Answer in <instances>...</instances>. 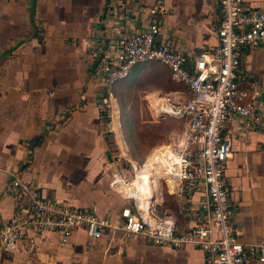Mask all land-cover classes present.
I'll return each mask as SVG.
<instances>
[{
    "label": "crops",
    "instance_id": "0c3cea01",
    "mask_svg": "<svg viewBox=\"0 0 264 264\" xmlns=\"http://www.w3.org/2000/svg\"><path fill=\"white\" fill-rule=\"evenodd\" d=\"M113 1L0 0V217L12 214L13 198L7 185L10 173L15 172L40 193L91 208L113 225L120 224V210L127 202L120 187L111 182L116 171L123 175V169L105 162V124L111 123L108 132L115 137L122 136L121 155L127 156L131 149L117 112L111 122L104 123L100 117L86 55L92 35L114 33L113 23L118 21L107 12ZM123 1L131 14L118 24L128 28L140 27L143 8L155 2ZM244 2L264 8V0ZM165 5L168 10L163 17V38L170 39L190 58L199 50L217 45L220 14L216 0H165ZM240 56L242 68L262 83L257 103L264 112V47H243ZM142 64L145 69L138 77L150 70L156 81L170 82L167 92L179 90L188 95L187 86L172 80L167 66ZM159 91L152 90L148 102ZM225 130L232 139L224 177L229 200L236 209L235 231L242 243H259L264 239V131L245 129L235 117ZM37 138L40 143L29 146ZM168 144L162 142L152 148L162 149ZM161 180L159 197L150 205L153 212H170L181 224L191 219V214L180 212L177 196L163 180L171 198V202L165 201ZM201 199L202 193H195L193 210ZM0 264L206 263L198 247L156 245L141 236L126 238L121 229L106 228L92 244L81 229L63 245L54 233H43L31 243H20L13 253L0 251Z\"/></svg>",
    "mask_w": 264,
    "mask_h": 264
},
{
    "label": "built area",
    "instance_id": "2783aa9c",
    "mask_svg": "<svg viewBox=\"0 0 264 264\" xmlns=\"http://www.w3.org/2000/svg\"><path fill=\"white\" fill-rule=\"evenodd\" d=\"M216 1L220 14L217 45L199 50L192 58L161 35L168 10L165 0L143 8V23L138 28L118 24L130 17L131 9L123 0H114L107 11L118 21L113 23L114 33L92 35L86 51L89 79L101 110L112 107L117 82L138 63H161L168 67L172 80L187 86L188 95L179 90L158 93L148 103L157 118L169 116L184 123V129L159 151L161 177L170 178L180 212L191 214V219L181 224L170 212L157 215L150 206L154 200L144 207L126 193L129 199L115 226L91 208L40 193L12 172L7 192L13 198V210L9 217H0L1 252L13 253L20 243H31L47 232L54 233L63 245L79 229L92 244L106 228H118L126 238L141 236L172 248L198 247L206 264H264V239L244 244L237 236L236 209L224 177L232 144L225 130L228 121L235 117L245 129L264 131V112L257 103L263 86L242 68L240 56L243 47H264V8L244 0ZM114 179L119 183L111 184L120 189L126 183L120 174ZM153 193L155 199L159 197V188L154 187ZM195 193H202L203 199L193 210Z\"/></svg>",
    "mask_w": 264,
    "mask_h": 264
},
{
    "label": "rangeland",
    "instance_id": "374dc122",
    "mask_svg": "<svg viewBox=\"0 0 264 264\" xmlns=\"http://www.w3.org/2000/svg\"><path fill=\"white\" fill-rule=\"evenodd\" d=\"M144 65L145 64L138 63L136 66H134V68L130 72V75L127 78L117 82L119 85H118V88L116 89L117 92H114L115 100L113 101V104H115V101L118 103L117 107L112 106L109 108H105V110H101L99 108L100 113H101L100 117L104 123H107L109 121L111 122V120L115 118L116 116L115 113L117 112V116L121 120V126L124 132L125 128L128 127L129 122L125 118L124 120H127L128 124L125 123L124 126L122 125V109H123L122 106H123L124 109L127 110L129 117L133 121L132 123L133 134H130V135H133L134 138H132L131 136V139L129 142V149H131V144H130L131 142L139 140L145 143V146H143L142 148H136L138 155H133L128 152L127 156H123L121 155L122 153H120V150L122 151L121 145H120L122 136L119 134V136L115 137L114 133L108 132V130H111V126H110L111 123H109L108 126L105 124V127H104L105 129L102 128L103 136L106 141L105 147L107 150H109V152L111 151L110 155L112 158V161L109 162L104 157L105 162L106 163L108 162L110 164H116L114 167L112 166L113 168L115 167L118 168L119 166V169L120 168L121 170L123 169L122 171L123 175H121L123 180L126 181V183L130 181L131 184L135 176L134 166L135 168L137 165H138L137 167H141L145 163H147V161L150 162L151 160H153L154 156L160 153L159 148H155L154 150L153 148L158 146V144H161L162 142L167 143L168 141L169 143L171 141L170 139H172V137L174 136V133L181 132L184 129L183 128L184 123L181 120H176L169 116L161 119V118H157L154 115L152 106L151 104L148 103L149 96L147 95L150 94L152 90H160L159 92L161 94H163L164 92H167V87H168L167 84L170 82H167L164 84L161 80L159 82L156 81L154 79L155 74L151 73L150 70H147V71L145 70L142 74H140V77H138L139 73L145 69ZM134 78H136L135 81H133ZM121 98L123 100L122 102H121ZM57 123L61 124L62 121L58 120ZM153 135L157 136L156 138H154V145L152 146L153 148L146 147V145L149 144V139L153 138L152 137ZM168 137H169V140H168ZM126 142L128 143V138H126ZM119 145H120V148H119ZM114 147H118V148H114ZM160 150L162 151V149ZM132 163L134 166H132ZM154 174H155L153 177L154 181H152L154 183L150 184V186L152 187L151 189H153V192H154V187L159 188L160 180L162 179V177L160 176L161 175L160 173L158 174L154 173ZM162 184H163L162 188H163L164 199L165 201L171 202L170 196L166 193L164 181L162 182ZM120 190H122V187ZM128 199L129 198H125V201L127 202Z\"/></svg>",
    "mask_w": 264,
    "mask_h": 264
},
{
    "label": "bare ground",
    "instance_id": "6f19581e",
    "mask_svg": "<svg viewBox=\"0 0 264 264\" xmlns=\"http://www.w3.org/2000/svg\"><path fill=\"white\" fill-rule=\"evenodd\" d=\"M161 161L162 159L159 153L158 155L154 156L153 160L150 162L147 161V163H145L143 166L137 167V165L132 184L129 181L128 183H124L121 186L125 193L134 199H137L138 203L144 207H146L151 200H154L153 189H151L152 187L150 186L152 181H154V173H160V176H163ZM169 179L170 178L167 177V175H164L163 180L170 185Z\"/></svg>",
    "mask_w": 264,
    "mask_h": 264
},
{
    "label": "trees",
    "instance_id": "16d2710c",
    "mask_svg": "<svg viewBox=\"0 0 264 264\" xmlns=\"http://www.w3.org/2000/svg\"><path fill=\"white\" fill-rule=\"evenodd\" d=\"M114 92H116L115 88H114ZM119 97H121V96H119ZM122 101L123 100L121 98V102ZM122 108H123L122 109V125L124 126L125 123L128 124V122H129L128 127H126L125 128V131H124L125 138H128V142H130L131 136H132V138H134L133 135H130V134H133V125H132L133 121L129 117L127 110H125L123 106H122ZM125 118L128 120V122H127V120H124ZM140 134H142V133H140ZM152 137L153 138L149 139V144L146 145V147H152L154 145V138H156L157 136L156 135H153ZM39 143H40V138H37V139L33 140L29 145L32 147L33 145H38ZM130 144H131V154H133V155H138L136 148H142L143 146H145V143L143 141H139V140L134 141V142H131ZM135 159H137V158H135Z\"/></svg>",
    "mask_w": 264,
    "mask_h": 264
},
{
    "label": "water",
    "instance_id": "95a60500",
    "mask_svg": "<svg viewBox=\"0 0 264 264\" xmlns=\"http://www.w3.org/2000/svg\"><path fill=\"white\" fill-rule=\"evenodd\" d=\"M108 106H109V105H108ZM106 158H107L108 161H110V162L112 161V158H111V155H110L109 150H106ZM115 175H118V171H116V172L114 173V176H115ZM113 181H114V182H113L114 184L119 183V182H118L119 180H115L114 177H113ZM114 184H113V185H114ZM113 185H112V186H113ZM114 188H115V187H114ZM120 193H121L122 196H124L125 198H127V195H126V193H125L124 191H121Z\"/></svg>",
    "mask_w": 264,
    "mask_h": 264
}]
</instances>
